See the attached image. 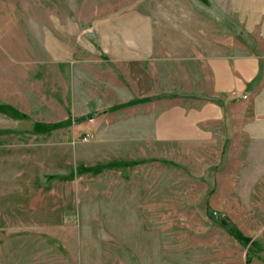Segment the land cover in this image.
I'll return each mask as SVG.
<instances>
[{
	"label": "rangeland",
	"instance_id": "obj_1",
	"mask_svg": "<svg viewBox=\"0 0 264 264\" xmlns=\"http://www.w3.org/2000/svg\"><path fill=\"white\" fill-rule=\"evenodd\" d=\"M131 10L156 42L254 41L228 0H0V264H264L263 164L169 139L172 96L129 104L101 52L93 23Z\"/></svg>",
	"mask_w": 264,
	"mask_h": 264
},
{
	"label": "crops",
	"instance_id": "obj_2",
	"mask_svg": "<svg viewBox=\"0 0 264 264\" xmlns=\"http://www.w3.org/2000/svg\"><path fill=\"white\" fill-rule=\"evenodd\" d=\"M228 6L224 15L254 41L228 32V41L207 43L200 30L197 42H156L153 16L135 10L98 19L93 31L121 74L134 67L129 99L172 96L165 100L169 139L212 147L214 162H227L230 172L233 163L251 169L260 162L264 186V0H228ZM138 67L141 76H155L147 92L137 87Z\"/></svg>",
	"mask_w": 264,
	"mask_h": 264
},
{
	"label": "trees",
	"instance_id": "obj_3",
	"mask_svg": "<svg viewBox=\"0 0 264 264\" xmlns=\"http://www.w3.org/2000/svg\"><path fill=\"white\" fill-rule=\"evenodd\" d=\"M142 101H146V100H143V99H142V100H135V101H131V102H129V104L138 103V102H142ZM2 107H3V109H9V108L11 109L10 106L2 105L1 108H2ZM12 111L14 112V114L18 113V112H16L15 110H12ZM17 115H18L19 119H22V120L27 119V116H26L25 114L18 113ZM63 125H65L64 122L55 123V124H52V125H47V124H36L34 129H35V132H36V133H39V132H41V131L39 130L40 127H43V128H45V129H47L48 131H50V130H53V129H56V128H59V127H62ZM37 127H38V128H37ZM223 224H224V226L227 225V224L224 223V222H223ZM229 231H230V233H231L232 235L236 236L237 239H238L241 243H243V244H244V243L247 244L245 238L242 237V236H240V235L238 234V232H237L233 227L229 228ZM256 251H257V253H259V252H261L262 250H261L260 248H258V250H256Z\"/></svg>",
	"mask_w": 264,
	"mask_h": 264
}]
</instances>
